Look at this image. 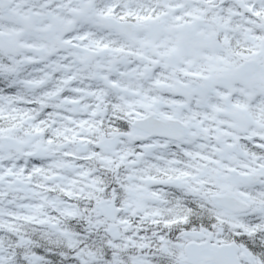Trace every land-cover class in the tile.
I'll return each instance as SVG.
<instances>
[{
  "label": "snow or ice",
  "instance_id": "6c2138e0",
  "mask_svg": "<svg viewBox=\"0 0 264 264\" xmlns=\"http://www.w3.org/2000/svg\"><path fill=\"white\" fill-rule=\"evenodd\" d=\"M0 264H264V0H0Z\"/></svg>",
  "mask_w": 264,
  "mask_h": 264
}]
</instances>
